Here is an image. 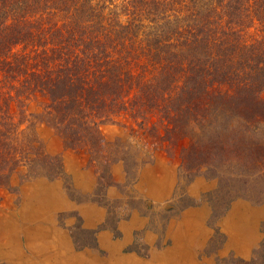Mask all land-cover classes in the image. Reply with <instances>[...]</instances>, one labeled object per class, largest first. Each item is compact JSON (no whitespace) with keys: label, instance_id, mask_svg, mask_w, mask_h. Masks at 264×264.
Listing matches in <instances>:
<instances>
[{"label":"trees","instance_id":"1","mask_svg":"<svg viewBox=\"0 0 264 264\" xmlns=\"http://www.w3.org/2000/svg\"><path fill=\"white\" fill-rule=\"evenodd\" d=\"M42 132L263 165L264 0H0V157L46 161Z\"/></svg>","mask_w":264,"mask_h":264},{"label":"rangeland","instance_id":"2","mask_svg":"<svg viewBox=\"0 0 264 264\" xmlns=\"http://www.w3.org/2000/svg\"><path fill=\"white\" fill-rule=\"evenodd\" d=\"M103 130L112 146L129 139L118 125ZM42 139L46 161L0 157V264L70 256L65 264H96L94 255L123 256L115 264H264V164L147 153L136 143L92 157L49 133Z\"/></svg>","mask_w":264,"mask_h":264},{"label":"crops","instance_id":"3","mask_svg":"<svg viewBox=\"0 0 264 264\" xmlns=\"http://www.w3.org/2000/svg\"><path fill=\"white\" fill-rule=\"evenodd\" d=\"M251 252V251H250ZM0 253L3 255L4 253L0 250ZM75 256H78V255H75ZM71 257V256H70ZM70 257H69V259H70ZM78 257H80L81 258V256H78ZM112 258V257H111ZM122 259L123 260V256H121V255H117V257H115V258H113V259H109V258H107L106 260H103V261H100L98 258H96V256L94 255V257H93V259H95V261H96V264H98V261L97 260H99L100 261V264H115L119 259ZM69 259H65L64 257L62 258V257H60V259L58 260V263H60V264H65V260L66 261H69ZM84 259V258H83ZM80 261H82V260H80ZM85 263H87V262H85ZM89 264V263H88ZM152 264H154V263H152ZM156 264H169V263H162V262H157ZM171 264H175V263H171ZM177 264H179V263H177ZM182 264H186V263H182Z\"/></svg>","mask_w":264,"mask_h":264}]
</instances>
